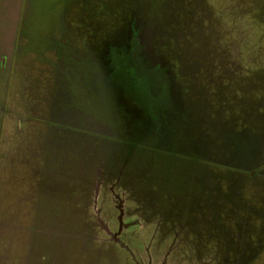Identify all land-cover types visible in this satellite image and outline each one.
Instances as JSON below:
<instances>
[{
  "label": "rangeland",
  "instance_id": "1",
  "mask_svg": "<svg viewBox=\"0 0 264 264\" xmlns=\"http://www.w3.org/2000/svg\"><path fill=\"white\" fill-rule=\"evenodd\" d=\"M0 264H264V0H0Z\"/></svg>",
  "mask_w": 264,
  "mask_h": 264
},
{
  "label": "crops",
  "instance_id": "2",
  "mask_svg": "<svg viewBox=\"0 0 264 264\" xmlns=\"http://www.w3.org/2000/svg\"><path fill=\"white\" fill-rule=\"evenodd\" d=\"M92 13H94V10L92 11ZM77 33H76V39L80 41L82 50H86L87 52L91 48V46L94 47L96 45L95 42L98 40L97 31L91 28V26H87L82 32L80 31L79 34ZM50 78L51 77H48V80H51Z\"/></svg>",
  "mask_w": 264,
  "mask_h": 264
}]
</instances>
